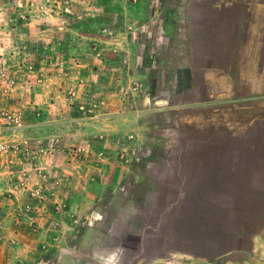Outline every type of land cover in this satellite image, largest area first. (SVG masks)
I'll use <instances>...</instances> for the list:
<instances>
[{"label":"rangeland","instance_id":"obj_1","mask_svg":"<svg viewBox=\"0 0 264 264\" xmlns=\"http://www.w3.org/2000/svg\"><path fill=\"white\" fill-rule=\"evenodd\" d=\"M149 1L0 0V263L22 262L19 233L23 253L63 240L71 201L106 204L111 189L129 192V168L162 147L175 154L196 125L177 104L182 84L153 64ZM234 105L247 107L230 114L254 138L264 98Z\"/></svg>","mask_w":264,"mask_h":264},{"label":"crops","instance_id":"obj_2","mask_svg":"<svg viewBox=\"0 0 264 264\" xmlns=\"http://www.w3.org/2000/svg\"><path fill=\"white\" fill-rule=\"evenodd\" d=\"M143 20L154 66L182 84L177 104L196 125L175 154L162 147L134 163L129 192L111 189L106 204L71 201L60 242L23 253L19 233L18 264H264V114L254 138L230 114L264 98V0H150ZM102 205L114 213L85 210Z\"/></svg>","mask_w":264,"mask_h":264}]
</instances>
